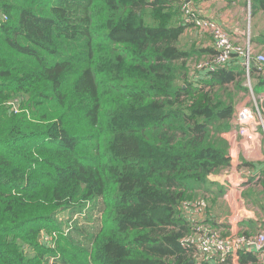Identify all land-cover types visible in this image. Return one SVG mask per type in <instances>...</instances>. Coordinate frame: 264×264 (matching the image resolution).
Segmentation results:
<instances>
[{
  "label": "trees",
  "instance_id": "1",
  "mask_svg": "<svg viewBox=\"0 0 264 264\" xmlns=\"http://www.w3.org/2000/svg\"><path fill=\"white\" fill-rule=\"evenodd\" d=\"M187 26L180 0H0V264H212L186 211L229 166L224 134L264 70L232 55L191 74ZM67 210L95 229L52 248Z\"/></svg>",
  "mask_w": 264,
  "mask_h": 264
},
{
  "label": "crops",
  "instance_id": "2",
  "mask_svg": "<svg viewBox=\"0 0 264 264\" xmlns=\"http://www.w3.org/2000/svg\"><path fill=\"white\" fill-rule=\"evenodd\" d=\"M191 4L201 17L221 26L233 44L242 46L248 37L254 39L258 33L251 25L249 0H192ZM204 34L187 26L181 38V42L188 38L186 50L199 52L198 59H206L207 51L211 49L210 39ZM205 36L208 43L202 40ZM263 94L264 89L260 92V95ZM241 106L239 103L236 109ZM238 136L235 127L224 134L229 166L208 177L217 187L199 198L204 201L202 211L198 215L186 211L191 220L203 222L201 226L216 231L221 238L229 241L264 232V135L258 131H247L246 136ZM195 211L199 212L198 209ZM218 263L264 264V250L234 248L226 259H214L212 262Z\"/></svg>",
  "mask_w": 264,
  "mask_h": 264
},
{
  "label": "built area",
  "instance_id": "3",
  "mask_svg": "<svg viewBox=\"0 0 264 264\" xmlns=\"http://www.w3.org/2000/svg\"><path fill=\"white\" fill-rule=\"evenodd\" d=\"M181 3V13L183 17L184 24L195 25L199 30L212 33L213 39L215 37V50L217 56L213 59H217L218 62L225 65L230 61L232 55H236L243 60V65L246 71H249L250 65L254 64L259 70H264V54H259L254 56L252 54V47L250 39L248 37L244 46L233 44L230 38L226 35L219 36L216 34V25L214 23L205 21L196 12L190 0H180ZM220 38L222 39L220 41ZM200 68V67H199ZM210 70H213L210 67ZM248 87L250 88L249 96H253L254 92L250 86V80ZM252 99V98H251ZM252 101H254L252 99ZM233 127L236 129L240 128V134L243 136L247 135V131L250 132H261L264 135V117L260 115V111L255 109L252 111L248 108H237L234 115ZM198 233L195 237L196 246L198 248L199 254L207 259H215L217 261H222L226 259L234 248H247L254 249L255 251L264 250V232L259 233L255 236L250 237H238L229 241L227 239L221 238L216 231H211L206 228L197 229Z\"/></svg>",
  "mask_w": 264,
  "mask_h": 264
},
{
  "label": "rangeland",
  "instance_id": "4",
  "mask_svg": "<svg viewBox=\"0 0 264 264\" xmlns=\"http://www.w3.org/2000/svg\"><path fill=\"white\" fill-rule=\"evenodd\" d=\"M248 13H250V10H249ZM248 17H249V15H247V18ZM203 19L205 21L214 23L213 21H211L209 19H206V18H203ZM251 20H252L251 21L252 27H254V29L258 33L264 31V16H262V15L259 16V14H256V16L253 17V19H251ZM215 25H216V28H218L217 30H215L217 35H219V36H222V35L228 36V33L225 32V30L221 26H219L218 24H215ZM190 27L194 28L195 30L198 29L195 25H190ZM248 27H250V25ZM192 31H194V30H192ZM204 33H205L204 35L208 36L209 38L205 36L202 40L203 41L205 40L204 42L208 43L209 41L207 42V40L205 38L210 39V46H211L210 51L214 53V56L212 55L211 57H208L206 59H202L201 58L198 61H194L192 63V65H191L192 66L191 74L196 73L198 70H202V72H204V73L209 72V71H211L210 67H212L213 70H215L217 67L224 68V65L221 64L220 62H218L217 59H213L215 57V55L217 56V53H216V50H215V46H214L215 37L213 39V36H211V35H213L212 33H208V32H204ZM221 40L222 39L220 38V41ZM186 41L188 42V38H185L181 42L180 46L182 47V49H186L187 48ZM242 46H244V45H242ZM255 49L256 50H254V49L252 50V54L254 56L259 55V54H264V49L263 48H261V47L258 48V47L255 46ZM195 59H197V57ZM248 80L249 79H247V81ZM247 81H246V86H247V89L249 90L250 89L248 87L249 83H247ZM250 86H251L252 89L255 86V83H252V80L250 81ZM251 98L254 101H252ZM251 98H250V96H247L246 98H244L240 102L241 105H242L241 108H248V109H251L252 111H255V109L257 107V109L260 111V115L262 117H264V108L262 106V102L264 100V94L260 95V93H259V94L254 95V98H253V96H251ZM233 122H234V118H233V121H232V126H233ZM236 130H237V133L239 135L238 137L242 138L243 137L242 134L239 133L240 132V128L238 127ZM88 209L89 208H86L83 212H87ZM83 212H81V213H73V212H71V210H67V211H61V212H59V214H57L56 221L60 225V229H59V232H53L52 233V236L55 239H57L56 241L54 240L56 244L52 242V245H51L52 248L56 247L57 244H59V243L62 244V240L59 238V234H62L64 236H69L71 238V240L74 241V242L81 241V243L83 245L87 244V241L85 240V238L87 237V233L88 232L91 233L95 229L96 220L93 221V222H87L85 220L86 218L81 216V214H83ZM94 213H95L94 217H97V219H98V217L100 216L99 211L95 210ZM198 229H201V226H199ZM50 239L53 240L52 237L44 236L43 234L40 233L38 241L39 242L42 241L43 243H49V242L51 243ZM224 239H226V238H224ZM57 256H59V255H57ZM48 264H53V260L51 259Z\"/></svg>",
  "mask_w": 264,
  "mask_h": 264
}]
</instances>
